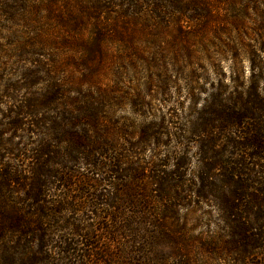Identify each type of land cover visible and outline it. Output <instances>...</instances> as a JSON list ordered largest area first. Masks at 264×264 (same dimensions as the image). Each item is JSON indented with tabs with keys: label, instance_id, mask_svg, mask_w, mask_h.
Masks as SVG:
<instances>
[{
	"label": "trees",
	"instance_id": "1",
	"mask_svg": "<svg viewBox=\"0 0 264 264\" xmlns=\"http://www.w3.org/2000/svg\"><path fill=\"white\" fill-rule=\"evenodd\" d=\"M149 2L154 3L148 7L152 11L161 2L173 9L186 8L176 6L180 3L199 6L203 13L210 7V0H120L118 12H112L107 5L92 3L89 11L82 7L85 17L95 20L90 43L68 36L78 35L85 26L74 10V5L81 10L79 0H0V14L8 21L19 16L29 30L35 29L23 50L35 47L40 32L35 26L44 24L39 20L53 22L64 30L59 32L57 43L81 51L84 55L79 65L87 69L103 55L101 42L114 37L130 47L128 35L133 29L129 31L126 26L145 20ZM107 14L108 20L100 21ZM256 35L264 53V29H257ZM43 70L40 66L36 73ZM259 70L254 72L257 75L251 71L246 86L237 84L227 93L221 86L214 89L199 125L198 172L193 190L189 186L181 190L178 171L184 168V159L173 158L174 170L165 174L157 169L164 165L134 164L133 152H120L112 145L118 143L111 139L116 132L108 120L98 116L101 103L96 79L85 80L89 88L81 103L60 104V87L51 84L44 93L7 107L1 116L9 120L6 129L17 142L11 137L3 140L6 132L0 133V264H74L70 258L81 264H119L138 251L140 261L145 262L143 248L155 243L146 229L154 227L163 235L175 209L170 203L186 201L187 194L196 203L212 205L218 217L217 229L226 233V240L218 238V247H210L213 258L223 263L255 264L249 258L264 254V80ZM93 72L90 68L91 76ZM108 99L104 96V102ZM75 112L78 117L73 116ZM76 167L82 172H75ZM168 178L175 184L164 189L162 196H149L151 185L164 186ZM82 197L85 208L99 221L95 227L84 225L87 217L82 219L84 224L78 218L70 221L63 217ZM151 206L160 213L154 221ZM97 208L104 213L97 214ZM97 233L102 234V241ZM93 240L98 248L93 247ZM82 247L89 250L79 249ZM111 248L120 253L111 254ZM189 260L190 255L181 252L177 263L188 264Z\"/></svg>",
	"mask_w": 264,
	"mask_h": 264
},
{
	"label": "rangeland",
	"instance_id": "2",
	"mask_svg": "<svg viewBox=\"0 0 264 264\" xmlns=\"http://www.w3.org/2000/svg\"><path fill=\"white\" fill-rule=\"evenodd\" d=\"M79 1L81 10L75 5L74 10L85 26L78 35L68 36L90 43L93 41L91 24L95 20L85 17L83 8L92 7L94 3L107 5L112 12H118L120 0ZM152 5L154 3H148L145 9L148 15L143 22L133 26L127 24L129 31L133 29L128 35L130 47L114 37L101 42L103 55L95 58L87 69L79 65L84 55L81 51L57 43L59 32L64 30L53 22L39 20L44 24L35 26L40 27L35 47L23 50L22 46L30 41L35 29L29 30L19 16L15 21H8L0 14V133L6 132L2 139L9 140L12 134L6 129L9 120L1 116L7 107L19 105L26 97L44 93L51 84L60 87V95L57 94L60 104H73L77 100L81 103L89 88L85 80L96 79L97 99L101 103L98 116L108 120L116 132L111 139L118 143L112 145L120 152L121 149L133 152L134 164L164 165L157 169L165 174L174 170L173 158L184 159V168L178 171L183 184L181 190L188 186L193 190L198 172L199 125L214 89L221 86L227 93L237 84L246 86L252 72L256 73L257 69H260L264 80V53L260 51L256 35L257 29H264V0H255L252 4L247 0H210L206 13L200 11L199 6L182 3L176 6L186 8L173 9L168 3L161 2L156 4L157 10L152 11L148 9ZM108 16H102L104 18L100 21L105 23ZM40 66L46 71L36 73ZM90 68L94 69L92 76ZM31 73L37 75L28 78ZM104 96L109 97L108 101L104 102ZM70 108L75 110V107ZM73 116L78 117V113ZM12 140L17 142L14 137ZM73 170L82 172L78 167ZM170 178L164 186L151 185L149 196H162L164 189L175 184ZM72 196L77 194L72 193ZM85 203L83 197L76 199L75 207L70 212L65 211L64 219L72 221L78 218L84 224L82 219L87 217L84 225L95 227L99 221L96 216H91ZM170 204H174L175 209L169 220H165L164 234L167 236L161 235L163 231L156 233L154 227L146 229L147 235L155 238V243L143 248L145 262L140 261L142 256L138 251L131 259L119 261V264H178L181 252L190 255L188 264H232L231 260L223 263L213 258L210 247H218V238H224L226 233L218 231V217L212 205L196 203L188 194L186 201L174 200ZM155 205L160 210V206ZM97 210L98 214L101 208ZM150 213L155 216L153 221L158 219L156 207L151 206ZM95 236L99 240L103 237L101 233ZM91 243L98 248L96 240ZM103 243L106 245L104 239ZM134 248L141 249V246ZM134 248L130 250L136 251ZM109 250L111 254L120 253V250ZM94 253L99 257L98 251L94 250ZM70 261L81 264L71 258ZM249 261L264 264V254L254 255Z\"/></svg>",
	"mask_w": 264,
	"mask_h": 264
}]
</instances>
